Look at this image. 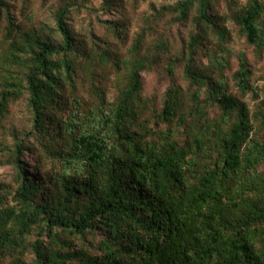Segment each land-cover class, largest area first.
<instances>
[{"label":"trees","instance_id":"trees-1","mask_svg":"<svg viewBox=\"0 0 264 264\" xmlns=\"http://www.w3.org/2000/svg\"><path fill=\"white\" fill-rule=\"evenodd\" d=\"M120 2L102 0L108 10ZM82 7L92 9L63 0L53 24L23 27L0 0V162L16 171L0 182V264H264V98L245 52L234 90L224 74L228 19L264 52V0H177L146 17L124 52L73 31ZM159 19L166 34L192 25L181 49L159 31L145 41ZM109 24L127 37L124 22ZM161 56L171 78L182 66L188 90L170 87L157 107L143 76ZM108 66L120 76L112 100L93 70ZM148 110L164 129L149 127ZM18 114L26 125L12 122Z\"/></svg>","mask_w":264,"mask_h":264},{"label":"rangeland","instance_id":"rangeland-1","mask_svg":"<svg viewBox=\"0 0 264 264\" xmlns=\"http://www.w3.org/2000/svg\"><path fill=\"white\" fill-rule=\"evenodd\" d=\"M68 1L70 0H64L65 3ZM80 1H82L85 6H89L92 9H86L84 7L80 9L73 8L72 18L70 20L73 31L76 32L81 38L83 37L85 40H87L91 34L101 36L104 40L110 43L112 48L115 50L121 49V52H124L125 50H128L137 33H139L148 25L146 17L149 16L152 18L154 14H157L160 12V10L173 5L177 0H121L118 5L112 7L110 10L103 7L102 0H79V2ZM62 2L63 0H11V11L16 17V22L23 27L31 25L32 23H38L40 21L53 24L55 22L53 17L54 11ZM222 9H226L224 5ZM167 16L168 14L166 17ZM168 17V19H171L172 15L169 14ZM107 21L113 22L114 24L118 22H124V32L126 33L127 37L123 36L122 38H119L113 32V30H111L110 24ZM163 24L164 22L160 19L154 23L152 21L154 28L147 33L145 41L147 43H151V41L158 36L157 31H159L158 38L167 35L175 48L178 47L181 49L184 45L183 41L187 39L192 25L189 26V23L187 25L175 24L171 28H168L166 34L165 31L160 30ZM227 25L233 32V40L226 43L228 48L227 55L230 56V65L227 69H225L224 74L229 76L231 90H234V81L232 75L239 66L238 55L241 52H245L248 58L250 69L252 71L254 84L258 87L260 99H263L264 52L259 54L256 52L254 47L248 46L246 44L245 39L238 32V26L232 19L227 20ZM98 43L103 44L99 41ZM168 61L169 60L166 56H161L158 67L153 70L146 71L143 76L144 89L142 94L145 97L151 98L153 100L152 102H154L155 106L157 107H161L162 100L165 97V92L170 87L178 85L183 87L186 91L188 90V82L185 79L182 66L176 69L175 76L171 78L165 68ZM205 62V64L208 65L206 58ZM93 70L96 73L97 81H99V84H103V86L107 88L108 98L112 100L115 97V87L118 81L117 78L120 77L119 74H117L115 70L109 66L106 68L96 67ZM245 98L253 107H255V104L258 102L252 93H249ZM14 110L17 112L18 110H25V104H18L14 107ZM218 115L219 111L217 109H213L212 116ZM20 120L23 126L26 125V115L21 117L18 114L12 122H19ZM148 120L149 127H153L156 130L164 129L166 127V125L161 123L159 119L152 116V112H150V110H148ZM258 127L261 130V132L259 130V135L261 139H264V126L259 124ZM27 140L29 141V139ZM0 156L4 159L3 153L0 152ZM26 158V169L31 170L32 172L34 169V160L37 161L39 158H36V155L31 154L27 155ZM45 162L46 160L42 161V165L44 166L42 171L51 168V163H47V165H45ZM260 171L264 172V164L260 167ZM15 173L16 171L13 165L5 164L4 161L0 162V182L11 185L14 182ZM35 174L37 178L40 177V172ZM35 234L36 235L30 236L31 240L39 238L37 236V232ZM74 242L79 244V240L77 239H74ZM33 255L34 254L31 248H28L24 251L23 257L25 261L30 263L33 261ZM12 260L13 257L8 256L1 264H14Z\"/></svg>","mask_w":264,"mask_h":264}]
</instances>
